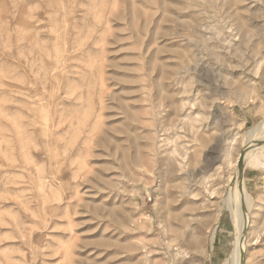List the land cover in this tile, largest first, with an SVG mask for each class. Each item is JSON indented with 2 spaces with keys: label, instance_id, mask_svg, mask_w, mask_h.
<instances>
[{
  "label": "rangeland",
  "instance_id": "rangeland-1",
  "mask_svg": "<svg viewBox=\"0 0 264 264\" xmlns=\"http://www.w3.org/2000/svg\"><path fill=\"white\" fill-rule=\"evenodd\" d=\"M263 145L264 0H0V264H264Z\"/></svg>",
  "mask_w": 264,
  "mask_h": 264
},
{
  "label": "bare ground",
  "instance_id": "bare-ground-1",
  "mask_svg": "<svg viewBox=\"0 0 264 264\" xmlns=\"http://www.w3.org/2000/svg\"><path fill=\"white\" fill-rule=\"evenodd\" d=\"M262 128V123H261V125H259V126H257V127H255L254 129H252L249 133H248V135H249V139H248V141L246 142V143H249V141H252L253 139H255V133L256 132H258L259 131V129H261ZM256 152L254 153V155L252 156V159H250L249 160V164H251V165H253V166H256V167H264V145L263 146H261V147H258L256 150H255ZM242 162H243V158L241 157V160H240V162H239V170H240V168H241V165H242ZM241 174H242V172H241ZM236 176H238V172L236 173ZM242 177L239 179V181L241 182V184H242ZM239 184V186H241V187H243L242 185H240V183H238ZM239 186H238V189H239ZM241 187H240V189H241ZM244 188V187H243ZM241 191V190H240ZM244 191V190H243ZM242 191V194L244 195V192ZM238 193V192H237ZM229 197H227L228 199L231 197L230 195H228ZM226 198V199H227ZM227 199V205L226 206H228V208L227 209H229V207H230V204L228 203V202H230L229 200ZM242 199H243V197H242ZM243 203H244V199H243V201H242ZM245 205V204H244ZM234 209V208H233ZM239 209V208H238ZM229 211H230V209H229ZM238 211V210H237ZM230 213L232 214V211H230ZM240 213V212H239ZM230 214V215H231ZM238 214V213H237ZM239 215V218L237 219V221L235 222V224L237 225L236 227H238V226H242V221L243 220H241V218H240V214H238ZM234 216V215H233ZM236 216V215H235ZM233 218V217H232ZM234 219V218H233ZM234 222V221H233ZM213 234L214 233H212L211 234V237H210V246L212 245V242H213ZM239 242V239L237 240V239H235V241L233 242V246H234V244H236L237 245V243ZM238 248H239V245H238ZM239 254V249H237V254L235 255V258H237V255ZM230 260V259H229ZM231 260H232V257H231ZM229 262V261H228ZM232 262V264H233V262H234V260H232L231 261Z\"/></svg>",
  "mask_w": 264,
  "mask_h": 264
}]
</instances>
